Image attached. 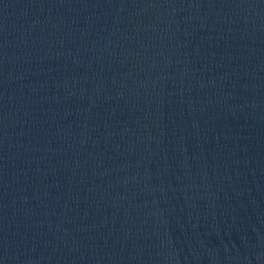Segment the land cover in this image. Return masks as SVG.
Segmentation results:
<instances>
[{
	"label": "water",
	"instance_id": "95a60500",
	"mask_svg": "<svg viewBox=\"0 0 264 264\" xmlns=\"http://www.w3.org/2000/svg\"><path fill=\"white\" fill-rule=\"evenodd\" d=\"M0 264H264V0H0Z\"/></svg>",
	"mask_w": 264,
	"mask_h": 264
}]
</instances>
